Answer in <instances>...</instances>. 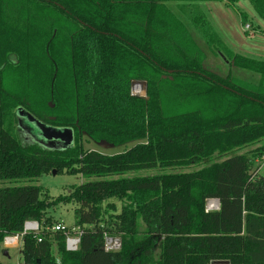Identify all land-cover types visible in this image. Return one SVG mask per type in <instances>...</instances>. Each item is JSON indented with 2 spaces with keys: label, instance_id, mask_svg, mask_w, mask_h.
Returning <instances> with one entry per match:
<instances>
[{
  "label": "trees",
  "instance_id": "16d2710c",
  "mask_svg": "<svg viewBox=\"0 0 264 264\" xmlns=\"http://www.w3.org/2000/svg\"><path fill=\"white\" fill-rule=\"evenodd\" d=\"M166 1L0 0V84L6 72L28 85L45 83L41 93L5 96L0 104V182L30 183L52 171L84 179L56 198L36 185L0 188V244L25 222L39 226L22 238V264H264V177L253 168L264 157V86L240 87L203 69ZM249 1L264 17V0ZM238 15L246 26V15ZM164 77L197 79L211 104H183L168 95ZM138 80L146 82L145 98L130 94ZM133 90L144 92L137 83ZM13 103L15 117L69 129L73 142L79 131L95 142L136 143L115 155L72 144L24 146L6 122ZM260 142L250 156L237 154ZM213 157L218 161L205 165ZM213 199L219 209L207 212ZM109 200L122 207L105 220ZM59 205L74 207L81 231L75 252L52 231L49 211ZM105 237H117L119 250L104 251Z\"/></svg>",
  "mask_w": 264,
  "mask_h": 264
},
{
  "label": "rangeland",
  "instance_id": "374dc122",
  "mask_svg": "<svg viewBox=\"0 0 264 264\" xmlns=\"http://www.w3.org/2000/svg\"><path fill=\"white\" fill-rule=\"evenodd\" d=\"M164 5L167 6L171 15L181 20L187 28L193 46L199 54L198 58H195L197 61L201 60L203 69L222 78L229 77L240 87L256 88L259 84L264 86V17L261 18L254 11L249 0H237L234 8L227 7L223 2H192L190 0H168L164 2ZM238 12H243L246 15V26H241ZM11 60L14 61V57ZM3 78V83L0 84V104L2 100L6 103L5 96L36 94L41 93L42 89L43 91L45 89V83L41 79H34L33 84L28 85L29 83L20 75L6 72L3 73ZM162 80L165 86L170 89L168 95L182 99L185 105L196 103L211 104L209 97L199 95L201 92H205L208 87L204 84H199L195 78L180 80L174 77H164ZM132 82L144 83V95L138 96L134 94L131 96L145 98L146 82L141 80ZM214 102L212 101V104ZM223 106L227 108L223 103H220L218 108L221 110ZM11 107L12 109L8 111L6 122L13 129V133L22 145L36 144L45 148L60 146V143L57 144L46 140L44 132L42 133L31 121L23 117H15L17 106L13 103ZM135 143L111 145L105 142H95L90 140L85 134L75 131L72 145L75 151L81 149L95 151L104 155H115L125 149H130ZM262 143L248 146L238 151L237 154L249 155L251 150ZM263 159L264 157L253 165L257 175L262 177H264ZM215 161H218V159L213 157L205 165ZM202 166H191L174 171H163L160 168H155L153 170L138 171L129 174L128 177H146L178 171L189 172L200 169ZM82 182H84V179L81 176L56 173L55 175H42L30 183L25 181L17 183L1 181L0 188L36 185L43 188L52 198H56L67 194ZM121 207L122 204L115 200L105 202L103 204L104 219L110 220L114 214L120 212ZM73 208L72 205H59L55 209L50 210L49 215L56 224L61 223L66 228H75ZM110 238L118 239L117 237ZM21 249V242H19L18 246L10 247L7 250L3 249L0 244V264H22ZM4 252H6V255Z\"/></svg>",
  "mask_w": 264,
  "mask_h": 264
},
{
  "label": "built area",
  "instance_id": "2783aa9c",
  "mask_svg": "<svg viewBox=\"0 0 264 264\" xmlns=\"http://www.w3.org/2000/svg\"><path fill=\"white\" fill-rule=\"evenodd\" d=\"M133 95V87L132 92ZM264 160V159H263ZM219 209V203L217 200H207L205 204V210L217 211ZM39 231V226L37 222H25L23 225V230L21 233L11 236H5L2 240L1 246L3 249H8L10 247L18 246L19 242L26 234H37ZM54 232H62L65 236V249L68 252H75L78 250L81 231L78 228H66L63 224H55L52 228ZM120 248L119 239H111L110 237H105L103 242L104 251H117Z\"/></svg>",
  "mask_w": 264,
  "mask_h": 264
},
{
  "label": "water",
  "instance_id": "95a60500",
  "mask_svg": "<svg viewBox=\"0 0 264 264\" xmlns=\"http://www.w3.org/2000/svg\"><path fill=\"white\" fill-rule=\"evenodd\" d=\"M141 84L144 88V83L143 82H132L131 83V91L133 84ZM133 95V94H131ZM21 114V113H20ZM21 116V115H20ZM23 118H26L27 120L31 121L33 125H36L37 128H39L42 133L44 132L46 136V140L49 142H56V143H62V145L70 146L73 142V135L71 130L69 129H64V130H58V129H49L44 127L41 123L36 122L32 117L29 115H22ZM52 175H55V171L51 172ZM6 255V252H4ZM212 264H228L226 261H215L211 262Z\"/></svg>",
  "mask_w": 264,
  "mask_h": 264
},
{
  "label": "bare ground",
  "instance_id": "6f19581e",
  "mask_svg": "<svg viewBox=\"0 0 264 264\" xmlns=\"http://www.w3.org/2000/svg\"><path fill=\"white\" fill-rule=\"evenodd\" d=\"M134 85H135V84H133V89H134ZM143 91H144V88H143ZM133 93H134V90H133ZM134 94H135V95H138V96L140 95V94H137V93H134ZM143 95H144V94H141L140 96H143Z\"/></svg>",
  "mask_w": 264,
  "mask_h": 264
},
{
  "label": "flooded vegetation",
  "instance_id": "af4514ba",
  "mask_svg": "<svg viewBox=\"0 0 264 264\" xmlns=\"http://www.w3.org/2000/svg\"><path fill=\"white\" fill-rule=\"evenodd\" d=\"M58 144V143H57ZM59 145H62V143H60Z\"/></svg>",
  "mask_w": 264,
  "mask_h": 264
},
{
  "label": "crops",
  "instance_id": "0c3cea01",
  "mask_svg": "<svg viewBox=\"0 0 264 264\" xmlns=\"http://www.w3.org/2000/svg\"><path fill=\"white\" fill-rule=\"evenodd\" d=\"M212 264V263H211Z\"/></svg>",
  "mask_w": 264,
  "mask_h": 264
}]
</instances>
